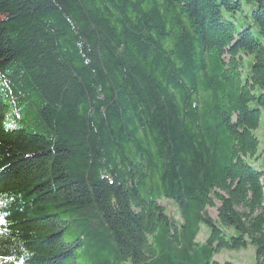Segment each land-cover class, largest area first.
Masks as SVG:
<instances>
[{
  "label": "trees",
  "instance_id": "obj_1",
  "mask_svg": "<svg viewBox=\"0 0 264 264\" xmlns=\"http://www.w3.org/2000/svg\"><path fill=\"white\" fill-rule=\"evenodd\" d=\"M263 108L264 0H0V264H258Z\"/></svg>",
  "mask_w": 264,
  "mask_h": 264
},
{
  "label": "rangeland",
  "instance_id": "obj_2",
  "mask_svg": "<svg viewBox=\"0 0 264 264\" xmlns=\"http://www.w3.org/2000/svg\"><path fill=\"white\" fill-rule=\"evenodd\" d=\"M256 133L259 137V146H258V157L252 160L251 162L254 164L255 168H258L262 166L261 161L264 160V108L261 110L260 120H259V127L256 130ZM161 206H164L166 208H169V215L173 216L174 218L176 216L174 208L169 201H160ZM211 216L214 218L215 213L214 210L209 211ZM200 234L198 235L199 238ZM206 237V236H205ZM202 238V236L200 237ZM217 261L223 262V261H230L232 264H256V258L254 250L251 246H249L246 249L241 250H221L219 253H217L214 257ZM259 263V262H258Z\"/></svg>",
  "mask_w": 264,
  "mask_h": 264
},
{
  "label": "water",
  "instance_id": "obj_3",
  "mask_svg": "<svg viewBox=\"0 0 264 264\" xmlns=\"http://www.w3.org/2000/svg\"><path fill=\"white\" fill-rule=\"evenodd\" d=\"M258 264H264V251H263V254H262Z\"/></svg>",
  "mask_w": 264,
  "mask_h": 264
}]
</instances>
